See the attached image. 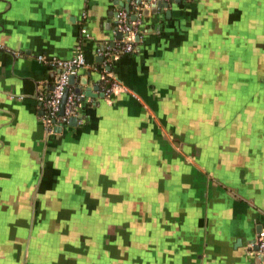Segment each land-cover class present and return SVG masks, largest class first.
I'll list each match as a JSON object with an SVG mask.
<instances>
[{"label":"crops","instance_id":"1","mask_svg":"<svg viewBox=\"0 0 264 264\" xmlns=\"http://www.w3.org/2000/svg\"><path fill=\"white\" fill-rule=\"evenodd\" d=\"M169 1L0 0V264H264V0ZM119 12L133 52L105 63ZM77 46L96 96L48 132L37 59Z\"/></svg>","mask_w":264,"mask_h":264},{"label":"built area","instance_id":"2","mask_svg":"<svg viewBox=\"0 0 264 264\" xmlns=\"http://www.w3.org/2000/svg\"><path fill=\"white\" fill-rule=\"evenodd\" d=\"M138 26L139 22L130 21L128 14L125 12L117 13L116 32L121 33L126 38L124 39L123 37L114 45L98 47L96 49V55L101 56L106 63L117 55L132 53L134 48L132 37L136 35ZM37 60L47 63L54 71H57L50 94L46 98H41V105L43 110H45L43 121L48 132H51L54 127H65L69 123L71 117H77V108L83 102L84 96L75 93L73 88L69 85V76L73 74L75 70L87 69L89 66L86 64L84 55L79 46L76 47L75 54L70 59L52 58L46 60L44 57H38ZM118 89L117 83L112 82L108 87H103V92L105 94H110L115 93ZM63 98L64 102L62 103ZM61 108L62 114H60ZM254 245L257 246L258 250L251 253L264 257V232L258 235L255 244L249 245L250 250L253 249Z\"/></svg>","mask_w":264,"mask_h":264},{"label":"water","instance_id":"3","mask_svg":"<svg viewBox=\"0 0 264 264\" xmlns=\"http://www.w3.org/2000/svg\"><path fill=\"white\" fill-rule=\"evenodd\" d=\"M128 1V0H127ZM169 4H170V1H162V0H135V6L138 8V10H139V12L141 13V16L142 15H145L147 12H149L152 8L153 9H168V7H169ZM125 8H126V11H129V5L127 4V5H125ZM168 12V11H167ZM138 18V16L137 15H134L133 16V19L135 20V19H137ZM114 37H116L118 40H121L124 36L121 34V33H119V32H116V34L114 35ZM137 39H138V37H135V41H137ZM75 71H77L76 73H79V71L78 70H75ZM76 73H74V74H71L70 76H69V85L70 86H73L74 84H75V78H76ZM81 84H82V86H84V85H86L87 84V80L86 79H82V81H81ZM51 90H52V88H51ZM75 93L77 94V95H80V94H82L81 93V90L80 89H75ZM101 95V97H103V95L102 94H100ZM83 96H84V98H88V97H95L96 95H93L92 94V90L91 89H87V92H85V94H83ZM64 98H65V96H64ZM64 98H63V101H62V103L64 102ZM60 114H62V108H61V111H60ZM77 122V117H71L70 119H69V126H71V125H75V123ZM61 127H56L55 129H54V131L55 132H57V133H59V132H61ZM257 233V237H258V235L260 234V233H258V232H256ZM256 240V239H255ZM255 240L252 242V244H255ZM253 251H257L258 249H257V246L256 245H254V247H253V249H252ZM259 258H261V259H264V257L263 256H260L259 255Z\"/></svg>","mask_w":264,"mask_h":264},{"label":"rangeland","instance_id":"4","mask_svg":"<svg viewBox=\"0 0 264 264\" xmlns=\"http://www.w3.org/2000/svg\"><path fill=\"white\" fill-rule=\"evenodd\" d=\"M80 205V204H79ZM77 218H79V216H77ZM78 220H80V218L78 219ZM37 222V219H36V221H35V223ZM80 222H82V221H80ZM32 223L34 224V220H32ZM72 223H75V222H72ZM85 223H86V228H89V230L91 231V229H92V227H94V226H96V223L94 222V219H93V217H88V223L85 221ZM66 227H67V229L69 230V234L68 233H64V235H63V237L62 238H65L66 240H67V242L69 243V241H70V238L71 239H74V235H77V234H79V232L78 231H72V228H71V225L69 224V223H66ZM79 237H81V235L79 236ZM69 240V241H68ZM68 249V248H67ZM37 251V250H36ZM38 252V251H37Z\"/></svg>","mask_w":264,"mask_h":264}]
</instances>
